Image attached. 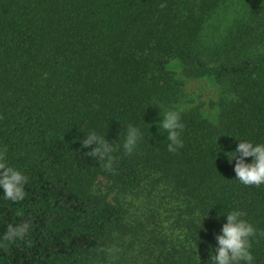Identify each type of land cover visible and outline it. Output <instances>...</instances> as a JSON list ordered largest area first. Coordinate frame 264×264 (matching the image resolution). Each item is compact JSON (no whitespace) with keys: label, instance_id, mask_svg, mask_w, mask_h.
Here are the masks:
<instances>
[{"label":"trees","instance_id":"trees-1","mask_svg":"<svg viewBox=\"0 0 264 264\" xmlns=\"http://www.w3.org/2000/svg\"><path fill=\"white\" fill-rule=\"evenodd\" d=\"M185 79L218 108L185 106ZM160 107L181 110L176 153ZM129 124L142 141L111 169L84 154L85 132L120 143ZM239 139L264 141V0H0V149L29 178L22 201L0 194V264H205L227 211L264 231V185L226 156ZM100 177L158 203L134 216ZM252 251L264 264V237Z\"/></svg>","mask_w":264,"mask_h":264},{"label":"clouds","instance_id":"clouds-1","mask_svg":"<svg viewBox=\"0 0 264 264\" xmlns=\"http://www.w3.org/2000/svg\"><path fill=\"white\" fill-rule=\"evenodd\" d=\"M158 115L161 117L157 121L158 129L162 130V134H167V151L178 152L184 147L181 139L184 130L181 110L161 108ZM119 136L120 133H118V138ZM114 141L109 142L106 135H99L95 130H91L85 132V137L81 140V148L90 149L84 154L95 158L107 169H111L115 160L113 155L115 152L122 151L126 155H131L137 150L142 141V131L140 127L129 124L123 130L122 142L115 143ZM226 156L230 162L234 161L235 179L240 184L257 187L264 185V141L253 142L239 139L235 149L226 152ZM28 179L23 171L8 163L6 150L0 149V194L3 199L13 203L22 201L25 197V185ZM196 215L199 216V212ZM222 215L224 222L219 232L215 234L214 250L212 246H209V256L205 264H255L252 251L253 241L258 237H264V231L257 229L247 220L242 210L234 208ZM204 217L200 218L201 226L197 228L202 227L201 222ZM29 227L27 223L9 224L6 226L3 238L12 242L23 239ZM198 264H200L199 256Z\"/></svg>","mask_w":264,"mask_h":264},{"label":"rangeland","instance_id":"rangeland-1","mask_svg":"<svg viewBox=\"0 0 264 264\" xmlns=\"http://www.w3.org/2000/svg\"><path fill=\"white\" fill-rule=\"evenodd\" d=\"M185 92L191 99L185 106L199 105L205 112L211 113L213 108H218V104H213L219 97V88L207 79H185ZM212 105V106H211ZM94 189L108 197L110 201H117L129 206V211L134 216H142L148 210H151L160 197L158 193L152 196V202L144 192L137 195H130L121 192L104 178H98L94 184Z\"/></svg>","mask_w":264,"mask_h":264}]
</instances>
